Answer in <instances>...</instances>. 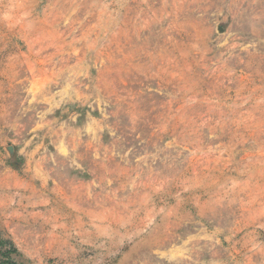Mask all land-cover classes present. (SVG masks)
<instances>
[{"label":"rangeland","instance_id":"1","mask_svg":"<svg viewBox=\"0 0 264 264\" xmlns=\"http://www.w3.org/2000/svg\"><path fill=\"white\" fill-rule=\"evenodd\" d=\"M0 264H264V0H0Z\"/></svg>","mask_w":264,"mask_h":264}]
</instances>
